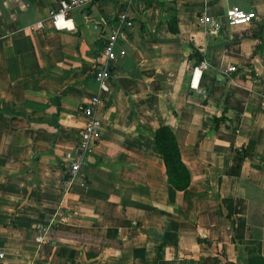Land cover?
<instances>
[{
	"label": "crops",
	"instance_id": "crops-1",
	"mask_svg": "<svg viewBox=\"0 0 264 264\" xmlns=\"http://www.w3.org/2000/svg\"><path fill=\"white\" fill-rule=\"evenodd\" d=\"M58 1L0 0V264H264V0H87L55 28ZM233 6L255 17L228 24ZM119 14L132 25L99 92L101 135L70 176ZM162 124L183 190L156 153Z\"/></svg>",
	"mask_w": 264,
	"mask_h": 264
},
{
	"label": "built area",
	"instance_id": "built-area-1",
	"mask_svg": "<svg viewBox=\"0 0 264 264\" xmlns=\"http://www.w3.org/2000/svg\"><path fill=\"white\" fill-rule=\"evenodd\" d=\"M87 0H59L54 7H49L48 18L55 28L58 22H67L69 20L68 13L75 9L82 7ZM228 24H243L250 22L254 17L251 11H243L235 6L227 9L224 13ZM201 20L204 19L202 15ZM132 22L125 14L117 15L114 24L107 30L103 31L101 35V45L99 48V64L92 71V79L96 86V92L88 99L83 101L79 107V115L82 116L83 121L80 130L76 137L75 147L80 151V154L67 153L65 154L67 168L70 176H74L78 171L82 162V154L90 151L91 147L97 142L101 135V120L97 113V107L101 101L99 96L100 91L106 89V80L109 77V66L114 58V48L116 40L124 36L126 29L131 27ZM60 28H68L62 24ZM206 68V63L198 62L193 69L198 72ZM226 71H234L233 66H228Z\"/></svg>",
	"mask_w": 264,
	"mask_h": 264
},
{
	"label": "trees",
	"instance_id": "trees-1",
	"mask_svg": "<svg viewBox=\"0 0 264 264\" xmlns=\"http://www.w3.org/2000/svg\"><path fill=\"white\" fill-rule=\"evenodd\" d=\"M169 28L172 29V27ZM153 139L155 143L156 153L160 156L167 183L175 190L185 189L190 181L189 172L182 162L178 149V139L175 133L167 124L159 125L154 129ZM55 234L85 239L90 242H96L103 245L117 246L119 243L116 240L107 238H93L74 234H61L54 231Z\"/></svg>",
	"mask_w": 264,
	"mask_h": 264
},
{
	"label": "rangeland",
	"instance_id": "rangeland-1",
	"mask_svg": "<svg viewBox=\"0 0 264 264\" xmlns=\"http://www.w3.org/2000/svg\"><path fill=\"white\" fill-rule=\"evenodd\" d=\"M225 137H229V136H225ZM125 187H127V188H130V189H133L134 188V186H131V185H128V186H125ZM136 189V188H135Z\"/></svg>",
	"mask_w": 264,
	"mask_h": 264
},
{
	"label": "water",
	"instance_id": "water-1",
	"mask_svg": "<svg viewBox=\"0 0 264 264\" xmlns=\"http://www.w3.org/2000/svg\"><path fill=\"white\" fill-rule=\"evenodd\" d=\"M111 69H110V67H109V71H110ZM88 157V156H87Z\"/></svg>",
	"mask_w": 264,
	"mask_h": 264
}]
</instances>
